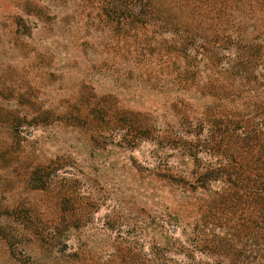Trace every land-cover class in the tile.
<instances>
[{"label": "rangeland", "instance_id": "1", "mask_svg": "<svg viewBox=\"0 0 264 264\" xmlns=\"http://www.w3.org/2000/svg\"><path fill=\"white\" fill-rule=\"evenodd\" d=\"M143 2L144 24L118 30L97 0H0V224L14 238L10 251L0 235V264H52L30 232L58 221L60 188L79 199L67 249L79 240L99 258L115 241L147 246L161 226L179 236L177 200L193 195L156 171L192 168L178 148L208 119L264 111V0ZM115 111L152 139L92 121ZM37 167L44 191L29 181Z\"/></svg>", "mask_w": 264, "mask_h": 264}, {"label": "trees", "instance_id": "2", "mask_svg": "<svg viewBox=\"0 0 264 264\" xmlns=\"http://www.w3.org/2000/svg\"><path fill=\"white\" fill-rule=\"evenodd\" d=\"M143 1L97 0L102 16L118 30L127 24H144L150 11ZM114 113L113 118L99 112L92 121L106 125L113 135L126 127L140 133L134 140L152 139L151 127L136 124L125 112ZM256 113L255 122L208 119L204 132L195 133L192 141L178 148L181 163L192 161V168L177 169L179 173L171 172L175 167L155 169L156 175L177 185L182 195H193L177 200L173 220L179 236H174L176 229L168 235L161 226L147 246L115 241L99 258L79 240L67 249L62 238L76 229L75 216L78 218L80 209L76 205L79 199L62 188L56 195L61 210L58 221L47 231L35 228L30 233L39 247L50 251L52 264H264V111L256 109ZM18 125L15 123L17 129ZM203 153L213 160L201 157ZM46 169L37 167L30 172L33 190L48 187L50 173ZM211 183L221 184L219 190L211 192ZM71 218L75 225L65 227ZM1 225L0 235L11 251L14 238L7 226Z\"/></svg>", "mask_w": 264, "mask_h": 264}]
</instances>
